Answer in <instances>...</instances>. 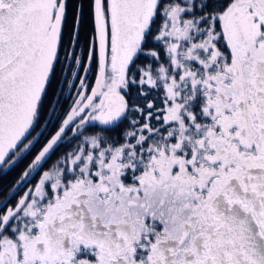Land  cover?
<instances>
[{"label":"snow or ice","instance_id":"6c2138e0","mask_svg":"<svg viewBox=\"0 0 264 264\" xmlns=\"http://www.w3.org/2000/svg\"><path fill=\"white\" fill-rule=\"evenodd\" d=\"M0 264H264V0H0Z\"/></svg>","mask_w":264,"mask_h":264}]
</instances>
